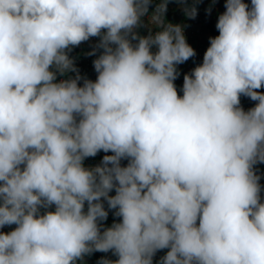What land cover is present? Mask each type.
<instances>
[{"label":"clouds","instance_id":"1","mask_svg":"<svg viewBox=\"0 0 264 264\" xmlns=\"http://www.w3.org/2000/svg\"><path fill=\"white\" fill-rule=\"evenodd\" d=\"M244 1H221L219 35L200 25L213 37L180 96L176 65L196 52L165 21L169 0L146 37L134 30L151 0H0V228L17 225L0 233V264L112 250L94 263L152 264L166 248L160 264H264V0ZM91 37L97 79L55 82ZM241 95L258 103L245 112ZM102 197L122 221L101 233Z\"/></svg>","mask_w":264,"mask_h":264},{"label":"built area","instance_id":"2","mask_svg":"<svg viewBox=\"0 0 264 264\" xmlns=\"http://www.w3.org/2000/svg\"><path fill=\"white\" fill-rule=\"evenodd\" d=\"M155 1L159 4L161 3V0H155ZM154 10L155 9L149 8L148 14L142 17L140 26L134 30L139 36L146 37L149 34L154 35L157 31L161 30L160 28L156 27L154 24L150 23V16ZM199 11H206V10L204 9V6H201L199 8ZM164 19L167 23L179 24L183 27L184 35L187 39V42L194 48L196 52V55L194 57L190 58L189 60H187L182 64L176 65L177 70L183 72L184 74H190L194 69V67L202 64L204 53L209 47V38L213 36L211 35L210 31L208 32L206 28L200 25L191 24V23L189 24L187 22L171 19L165 14H164ZM217 20L215 21V25L217 23ZM99 41H100V37H91L89 40L82 42L79 46H75L72 47L70 50H66L67 55L73 61L74 67L77 71H69L65 73L63 76L57 73L55 82L58 83L61 80L75 78L77 74H79V76L81 77V79L78 81L79 86L83 85L85 79L94 82L97 79L98 73L94 68L93 61L97 59L99 55H101L103 52V49L97 48ZM93 49H96V52L94 55H90V53L93 52ZM151 51L155 53L157 51V48L153 46ZM177 92L178 95L180 96L183 95L181 91L177 90ZM253 102L254 101L251 100L249 97L241 95L239 107H241L244 111H248L254 107ZM77 120H79V117H77ZM111 155H113V153ZM87 161L90 165H94L95 163H97L96 159L94 158H88ZM101 163L98 162L97 164H101ZM128 163H129L128 159H121L120 161V164L123 165H128ZM110 166L111 165H109V167ZM20 167L22 169L24 166L21 165ZM100 202L103 204L105 209H107L112 215H115L117 209H110L106 199L102 197ZM262 202H264V197H262ZM85 207L87 208V202H85ZM50 210L54 211L55 205H52L48 209L41 208L40 212L42 214L45 211H50ZM16 227L17 225L15 224L5 225L4 227L0 228V233H9L12 230H14ZM110 251L105 253H109ZM156 257H161L160 251L156 253ZM86 264H96V263H86Z\"/></svg>","mask_w":264,"mask_h":264},{"label":"trees","instance_id":"3","mask_svg":"<svg viewBox=\"0 0 264 264\" xmlns=\"http://www.w3.org/2000/svg\"><path fill=\"white\" fill-rule=\"evenodd\" d=\"M206 3L208 9H210V12H201L198 10L199 4ZM159 5L155 0H151L150 9H155ZM195 6L197 9V15L195 19L189 18L185 15L184 8L185 7H191ZM213 6L211 4V0H184L183 3L177 2V0H169L167 4V11L164 13L166 16H168L171 19H175L182 22H187L191 24H199L202 26H209L211 27L212 32L214 35H219V32L217 28L215 27L213 20L218 18L221 13V11L214 9L212 10ZM133 43H136V41H133ZM177 70V69H176ZM178 76L176 80L174 81V84L178 91L182 92L183 87V78L184 73L177 70ZM264 89V87H261ZM260 88V89H261ZM260 89H257L256 91L260 92ZM183 94V92H182ZM98 252V251H97ZM100 253V252H98Z\"/></svg>","mask_w":264,"mask_h":264},{"label":"crops","instance_id":"4","mask_svg":"<svg viewBox=\"0 0 264 264\" xmlns=\"http://www.w3.org/2000/svg\"><path fill=\"white\" fill-rule=\"evenodd\" d=\"M221 1L222 0H211V4L212 6L217 9V10H222V6H221ZM244 2H246L247 4H249V6H251V0H245ZM206 28H210L209 26H207ZM189 69V68H188ZM187 69V70H188ZM260 92H264L263 89H260ZM258 102L257 101H254L253 102V105L255 107V105L257 104ZM247 112V111H245ZM106 154H112L111 151H108V152H104L103 150L99 151L95 157L98 158V159H101L103 158ZM85 161V159H84ZM83 161V162H84ZM121 167H125L126 165H123V164H120ZM86 169H92V168H95V167H92V166H85L83 165ZM253 170L254 172L256 173L257 176L260 177L259 179V184L261 186V191H264V163H256L254 166H253ZM114 192V188L108 193L109 196H115L116 195V192L115 194L113 193ZM107 212H108V216H107V219L106 220H103V221H98V225L100 226V231L101 233L106 229V228H109L111 227L114 223H120L122 221V217H118L116 215H112L107 209H105ZM50 211H53V210H50ZM84 211L87 212V208L84 207ZM169 251V249H164V255L163 257L166 255V253ZM99 252V251H98ZM97 251H93L92 253L90 254H87L83 257L82 260H78L76 262V264H83V263H91V262H97V263H100L102 260L104 259H107V260H111V261H116L118 260V255L114 254V251L112 250L111 253L109 254H102L101 252L98 253ZM154 257V256H153ZM162 257V258H163ZM155 258V257H154ZM161 258V259H162ZM160 259V260H161ZM158 260V259H157Z\"/></svg>","mask_w":264,"mask_h":264},{"label":"rangeland","instance_id":"5","mask_svg":"<svg viewBox=\"0 0 264 264\" xmlns=\"http://www.w3.org/2000/svg\"><path fill=\"white\" fill-rule=\"evenodd\" d=\"M194 68H195V67H194ZM83 165H87V163L84 161V162H83ZM115 192H116V191H115V188H114V192H113V193L115 194ZM160 261H161V260H157L156 258L152 257V264H160Z\"/></svg>","mask_w":264,"mask_h":264}]
</instances>
